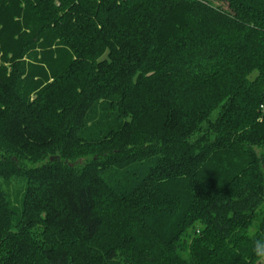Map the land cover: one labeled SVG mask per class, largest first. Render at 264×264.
<instances>
[{
  "label": "trees",
  "instance_id": "obj_1",
  "mask_svg": "<svg viewBox=\"0 0 264 264\" xmlns=\"http://www.w3.org/2000/svg\"><path fill=\"white\" fill-rule=\"evenodd\" d=\"M260 239L264 0H0V264H263Z\"/></svg>",
  "mask_w": 264,
  "mask_h": 264
},
{
  "label": "rangeland",
  "instance_id": "obj_2",
  "mask_svg": "<svg viewBox=\"0 0 264 264\" xmlns=\"http://www.w3.org/2000/svg\"><path fill=\"white\" fill-rule=\"evenodd\" d=\"M4 188L7 190L8 194H9V200L11 201V203L14 206H19L21 201L19 200L20 191H19V186L17 185V183L15 184L13 182L10 185L5 184Z\"/></svg>",
  "mask_w": 264,
  "mask_h": 264
},
{
  "label": "clouds",
  "instance_id": "obj_3",
  "mask_svg": "<svg viewBox=\"0 0 264 264\" xmlns=\"http://www.w3.org/2000/svg\"><path fill=\"white\" fill-rule=\"evenodd\" d=\"M253 254L258 261H264V239L255 241L253 245Z\"/></svg>",
  "mask_w": 264,
  "mask_h": 264
}]
</instances>
